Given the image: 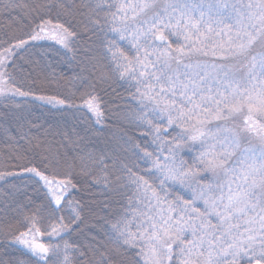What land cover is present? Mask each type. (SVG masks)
I'll use <instances>...</instances> for the list:
<instances>
[{
	"label": "snow or ice",
	"instance_id": "1",
	"mask_svg": "<svg viewBox=\"0 0 264 264\" xmlns=\"http://www.w3.org/2000/svg\"><path fill=\"white\" fill-rule=\"evenodd\" d=\"M0 264H264V0H0Z\"/></svg>",
	"mask_w": 264,
	"mask_h": 264
}]
</instances>
